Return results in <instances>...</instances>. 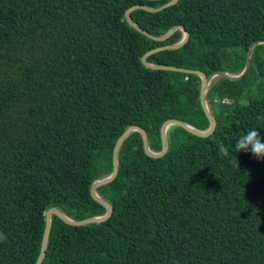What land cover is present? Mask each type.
Segmentation results:
<instances>
[{
    "label": "trees",
    "instance_id": "trees-1",
    "mask_svg": "<svg viewBox=\"0 0 264 264\" xmlns=\"http://www.w3.org/2000/svg\"><path fill=\"white\" fill-rule=\"evenodd\" d=\"M170 1L0 0V264H36L51 207L78 220L106 212L92 184L113 171L130 126L155 151L168 119L209 127L200 76L142 61L184 31L157 40L126 17ZM131 16L156 37L190 33L149 62L207 75L241 73L264 41V0H179ZM208 103L215 132L172 126L162 157L134 131L117 177L98 188L112 216L75 226L54 215L42 264H264V161L233 147L251 128L264 136V43L242 78L213 79Z\"/></svg>",
    "mask_w": 264,
    "mask_h": 264
},
{
    "label": "water",
    "instance_id": "water-1",
    "mask_svg": "<svg viewBox=\"0 0 264 264\" xmlns=\"http://www.w3.org/2000/svg\"><path fill=\"white\" fill-rule=\"evenodd\" d=\"M178 2H179V0H171L170 2H168L167 4H165L164 6H162L160 8H152V7H149L147 5H134L126 11V17H127V20L131 26H133L137 30L143 32L144 34L148 35L149 37L157 39V40L168 39L178 29H181L182 31H184V37L182 38V40L180 42H178L176 44L161 46V47H157L155 49H152V50L148 51L142 57V61L146 66L153 68V69L181 71V72L192 73V74H196V75L200 76L202 79L201 104H202V107L205 111V114L209 120V127L205 130H201V129H199V128H197V127H195V126H193L187 122H184L182 120L174 119V118L168 119L167 121H165L163 123V125L161 127V137H162V143H163L162 149L160 151H155V150L151 149V147H150L149 136H148L146 130L144 128H142L141 126H138V125L130 126L120 136V138L118 139V141L115 145L114 152H113V171L111 172V174L109 176L97 179L92 184V196L96 201H98L100 204H102L106 208V212L103 215L93 216V217H88L85 219L78 220V219H74V218L70 217L63 210H61L58 207L49 208L46 211V228L44 231L40 255H39V258H38L36 264H42L43 260L46 257L47 249H48V245H49V239H50L51 231L53 228V216L54 215L58 216L59 218L64 220L66 223H68L70 225H75V226L86 225L89 223H101V222L106 221L107 219H109L112 216L113 206L107 199H105L103 196H101V194H99L98 188L100 186H103L105 184L112 182L117 177V175L119 173L120 149H121L123 143L129 138V136L134 131L141 133L146 154H148L149 156L154 157V158L162 157L169 151L170 142H169V137H168V130L172 126H181L184 129H186L187 131H189L195 135H198V136H202V137L211 136L217 128V119H216L215 115L212 113V111L209 107V103H208V93H209L210 85H211L213 79L217 76H222V77H225V78H228L231 80H238V79L242 78L248 72V70L250 68L254 48L257 45L264 43V41H256L255 43H253V45L251 46V48L248 52L246 65H245L243 71L239 74H231V73H228L225 71H216L210 75H207L205 72H203L201 70H191V69H185V68H180V67H176V66H170V65H164V64L159 65V64L151 63L147 60V58L150 55H152V54H154L160 50L178 49V48L182 47L184 44H186L188 42L190 33L184 26L179 25V26H175L174 28H172L164 36H160V37L153 36L133 21V18L131 16V12L135 9H138V8H144V9L151 10V11H158V10H161V9L167 7V6L174 5ZM222 52L223 51H221V54H222Z\"/></svg>",
    "mask_w": 264,
    "mask_h": 264
},
{
    "label": "clouds",
    "instance_id": "clouds-1",
    "mask_svg": "<svg viewBox=\"0 0 264 264\" xmlns=\"http://www.w3.org/2000/svg\"><path fill=\"white\" fill-rule=\"evenodd\" d=\"M233 147L239 153H249L255 158L264 161V136L261 135L257 128H251L240 134ZM218 152L221 155H228V149L223 144L219 146ZM6 239L7 236L0 232V242Z\"/></svg>",
    "mask_w": 264,
    "mask_h": 264
},
{
    "label": "built area",
    "instance_id": "built-area-1",
    "mask_svg": "<svg viewBox=\"0 0 264 264\" xmlns=\"http://www.w3.org/2000/svg\"><path fill=\"white\" fill-rule=\"evenodd\" d=\"M224 102L227 103V104H230L231 103V101L228 98L225 99Z\"/></svg>",
    "mask_w": 264,
    "mask_h": 264
},
{
    "label": "rangeland",
    "instance_id": "rangeland-1",
    "mask_svg": "<svg viewBox=\"0 0 264 264\" xmlns=\"http://www.w3.org/2000/svg\"><path fill=\"white\" fill-rule=\"evenodd\" d=\"M217 106L216 105H214V108H216Z\"/></svg>",
    "mask_w": 264,
    "mask_h": 264
}]
</instances>
